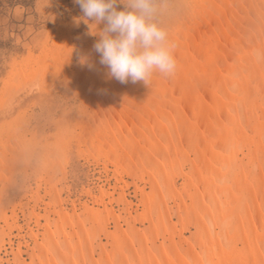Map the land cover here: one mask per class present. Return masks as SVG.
Returning a JSON list of instances; mask_svg holds the SVG:
<instances>
[{"label":"bare ground","instance_id":"bare-ground-1","mask_svg":"<svg viewBox=\"0 0 264 264\" xmlns=\"http://www.w3.org/2000/svg\"><path fill=\"white\" fill-rule=\"evenodd\" d=\"M161 21L176 45L170 77L121 83L98 36L76 61L64 29L16 63L0 110L34 80L49 90L59 78L81 102L74 136L66 114L43 151L28 117L0 123V264H264V0H178ZM72 141L102 167L74 199L61 158Z\"/></svg>","mask_w":264,"mask_h":264},{"label":"rangeland","instance_id":"rangeland-1","mask_svg":"<svg viewBox=\"0 0 264 264\" xmlns=\"http://www.w3.org/2000/svg\"><path fill=\"white\" fill-rule=\"evenodd\" d=\"M177 1L170 0V4L175 5ZM117 7L123 8L124 5L117 4ZM82 15L81 8L75 3V0H0V97L5 89V80L9 76L11 77L9 79L13 80L16 63L24 61L30 55H33L34 59H36L46 45L45 43H48V41L53 43L63 29L69 31L71 34L76 53L75 60H79L82 54L81 50L88 43L90 44L92 39L97 37V35L91 34L89 22L79 19ZM102 25L103 23L98 25V28H101ZM94 27V25H91V28L94 29ZM32 87L33 91H23L19 96L15 97L13 106H7L6 109L0 110V123L22 119L23 116L31 119V123L27 126V129L31 130L33 135L28 133V136L39 142L34 147L35 149L33 148L34 151L39 152L43 151L41 148L54 145L59 140V122L66 114H68L71 122L64 125V128L68 129L67 135L74 136V133L71 131L73 130L72 126L76 118V109L81 99L78 95L75 96L76 88L64 85L63 81L59 78L54 81L49 90L46 89L48 85L43 80H34ZM18 101H21L20 104H17ZM23 129L26 128L23 127ZM44 141L45 143H43ZM74 143V141L71 142V152L63 150L61 155L68 170L67 180L63 185L71 187L73 191L71 197L73 199L78 198L80 190L84 185L89 186L91 184L90 186L92 187H98L96 177L100 176L99 172L102 169L101 166L98 168L99 166L94 163L92 158H88L87 160V157L81 156L78 152V144ZM35 162L33 160L29 170V173L31 172V175H29L31 179L30 184L33 187L36 186V175L35 173L32 174ZM42 167L43 165L40 164L39 168ZM105 175V173H102V181L100 180L98 183L102 184L105 181L107 177ZM61 176V174H58L55 177L57 178L56 180L60 179ZM22 178L23 175L19 174L16 179L17 183L9 187V202H7L9 204V214L11 213V207L22 196L19 187ZM58 186L62 187L60 183ZM2 187L0 185V190ZM95 189L97 190V188ZM128 193H130L129 198L137 203L138 199L134 195L135 192L132 186L128 190ZM63 194L66 195L65 192ZM85 199L83 198V200ZM27 200L24 199L22 201L25 205H23V208L27 207ZM30 202L29 206L31 207L34 203L31 200ZM19 213H21L19 223L27 229L23 212L19 211ZM17 233L18 230H14V234Z\"/></svg>","mask_w":264,"mask_h":264},{"label":"clouds","instance_id":"clouds-1","mask_svg":"<svg viewBox=\"0 0 264 264\" xmlns=\"http://www.w3.org/2000/svg\"><path fill=\"white\" fill-rule=\"evenodd\" d=\"M99 38L94 49L110 77L148 83L154 72L170 77L177 70L175 43L161 18L170 0H75ZM117 4L124 5L118 8ZM103 23V28L98 25ZM94 25V29L91 28ZM86 62L82 59V63ZM91 66V65H89Z\"/></svg>","mask_w":264,"mask_h":264}]
</instances>
